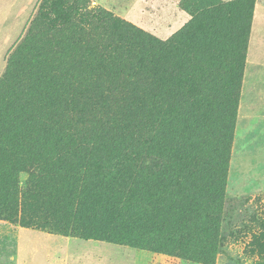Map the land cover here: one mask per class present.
<instances>
[{"label":"trees","instance_id":"trees-1","mask_svg":"<svg viewBox=\"0 0 264 264\" xmlns=\"http://www.w3.org/2000/svg\"><path fill=\"white\" fill-rule=\"evenodd\" d=\"M255 4L256 0L219 3L180 33L162 40L105 9H90L86 0H43L39 15L46 26L70 34L72 43L86 51L82 58L92 60L82 61L81 78H69V71H63L60 82L68 95L47 103L26 95L7 99L8 104L47 105L43 110L5 111L14 127L0 131V216L14 220L7 214L15 210L18 216L22 195L23 206L27 196L36 200L54 196L64 202L75 197L82 205L85 238H111L118 225L129 240L146 238L133 216L141 210L144 222L155 227L161 219L157 206L163 195L170 197L171 191L186 189L199 177L200 117L214 114L215 103L224 109L222 121L228 120L223 136L232 130L243 60L242 27L232 15L243 21ZM58 22L63 28H57ZM206 22L218 31L209 40ZM210 53L228 72L222 95L207 105L190 93L177 97L189 74L210 67L206 61ZM8 76L0 81V94ZM176 126L184 128V144L197 146L193 156L189 157L188 149L177 161L171 144ZM81 167V172L90 174L82 187L34 193L21 189L22 171L50 168L72 174ZM167 169L173 175L164 179ZM217 182L225 184L222 178ZM136 202L141 203L140 209ZM48 205L52 212L55 206ZM61 210L68 209L57 207L56 213Z\"/></svg>","mask_w":264,"mask_h":264},{"label":"rangeland","instance_id":"rangeland-1","mask_svg":"<svg viewBox=\"0 0 264 264\" xmlns=\"http://www.w3.org/2000/svg\"><path fill=\"white\" fill-rule=\"evenodd\" d=\"M25 1L30 3L21 6L27 5L28 10L22 18H16V4L12 5L11 0H0V81L9 75L0 94V131H9L8 126H13L9 117H5L7 109H13L15 113L43 110L50 98L68 95L60 82L63 71H69V78H81L84 75L82 61L92 60L82 58L86 51L72 43L70 34L46 26L39 15L43 0ZM86 1L90 9H105L148 34L167 40L180 33L198 15L209 14L217 4L237 0ZM255 8L256 4L243 21L238 15H232L233 22L240 21L243 44L238 85L240 97L234 99L232 130L223 136L228 120L222 121L224 109L215 103L214 114L205 113L200 117L199 177L186 189L173 190L170 197L163 195L157 206L161 219L155 227L144 222L141 210L133 216L146 238L127 239L121 234L122 225L114 227L115 236L111 238H85L80 221L82 205L79 200H74L75 197L64 202L54 196L44 200L45 195L39 200L27 196L23 206L22 195L18 198V216L14 214L15 210L7 214L14 220L0 216V237L9 236L8 240L0 242V264H264V130L259 140L257 128L247 132L246 139H243L245 143L238 139L246 73L244 58L248 53L246 48L249 47ZM57 28L61 29L63 25L58 22ZM217 33L206 22L208 40ZM206 61L210 67L199 69L198 74H189L177 97L190 93L207 105L222 95L228 84V72L220 67L219 59L212 53ZM15 94L46 103L8 104L7 99H16ZM187 125L192 122L188 121ZM183 142L184 128L176 126L171 140L176 161L188 149L189 157L197 150L196 143L191 147ZM253 142L260 147L252 146ZM165 143L164 138L162 145L166 146ZM81 169L72 174L50 168L22 171L19 176L21 189L34 193L82 187L90 174L81 172ZM171 175L173 172L167 169L163 178L168 179ZM219 178L224 179L225 184H219ZM48 203L55 206L52 212ZM57 207L68 210H61L65 214L56 213ZM135 207L140 209L141 203L136 202ZM21 234L46 238L33 243L17 241Z\"/></svg>","mask_w":264,"mask_h":264},{"label":"crops","instance_id":"crops-1","mask_svg":"<svg viewBox=\"0 0 264 264\" xmlns=\"http://www.w3.org/2000/svg\"><path fill=\"white\" fill-rule=\"evenodd\" d=\"M11 1L12 5L16 4L14 5L17 12L16 18H22L28 10V6L21 5L25 2L30 3V1ZM12 8L14 10V7ZM256 128L259 140V137L262 135L261 132L264 130V0H257L256 3L255 17L246 58L244 89L240 105V116L238 118L239 142L242 143L246 139L247 132L250 129L254 131ZM252 146L260 147L256 142H253ZM8 237H0V242L8 240ZM45 238L43 235L21 234L18 236L17 241L33 243L45 241Z\"/></svg>","mask_w":264,"mask_h":264}]
</instances>
